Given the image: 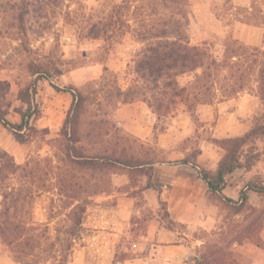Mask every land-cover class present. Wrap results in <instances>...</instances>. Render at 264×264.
Segmentation results:
<instances>
[{"label":"rangeland","instance_id":"obj_1","mask_svg":"<svg viewBox=\"0 0 264 264\" xmlns=\"http://www.w3.org/2000/svg\"><path fill=\"white\" fill-rule=\"evenodd\" d=\"M23 2L0 0V111L20 127L0 124V211L5 221L20 226L21 240L32 247L16 256L0 242V256L7 255L10 264H50L49 257H63L64 264H123L135 256L131 246L141 240L147 220L172 225L165 205H150L146 211L145 205H118L114 198L115 183H144L136 169L128 174L100 160L111 152L118 157L121 147L132 151L124 160L136 165L145 159V148L139 150L115 128L121 92L127 87L125 100L145 98L158 112V101L172 94L167 83L186 99L195 94L196 83H213L176 78L201 66L205 75L215 73L227 95L241 86L260 93L264 0H183L176 8L168 3L146 11L138 8L143 0H27L21 29ZM114 10L123 15L124 25L105 41L100 25ZM160 22L166 31L163 41L199 45V53L197 65L172 70L169 81L163 78L155 85L139 64L148 48L159 43L142 41L137 34L147 30L150 39ZM35 65L41 77L34 74ZM44 87L48 91L42 93ZM63 89L79 93L76 114L71 107L62 116L55 114L65 102L55 100H64V93H58ZM43 116L57 119V126L38 124ZM253 119L264 122V101Z\"/></svg>","mask_w":264,"mask_h":264},{"label":"crops","instance_id":"obj_2","mask_svg":"<svg viewBox=\"0 0 264 264\" xmlns=\"http://www.w3.org/2000/svg\"><path fill=\"white\" fill-rule=\"evenodd\" d=\"M183 44L199 50V45ZM215 76L214 72L205 75L202 68L179 74L176 78L212 79L213 83H196L191 99L164 97L158 101V112L145 98L125 100L127 87L121 92L114 112L115 128L128 135L139 150L145 148V159L134 167L116 165L128 174L136 169L144 183H115L112 189L118 194L114 198L118 205H145L146 211L150 205H165L172 225L147 220L141 240L131 246L135 256L123 264H187L213 245L222 247L236 264H264V137L245 146V151L251 150L250 166L228 174L220 193L211 192L199 175L203 170L214 176L231 141L260 125L253 119L262 107L259 92L241 86L227 95ZM47 91L46 87L41 90ZM58 93H64V100L51 97L65 101L54 110L60 116L70 109L72 96ZM48 117L38 119V124L44 121V128L57 126V119ZM119 142L115 137L116 147ZM115 153L130 160L132 151L121 147ZM0 264H10V258L1 255Z\"/></svg>","mask_w":264,"mask_h":264},{"label":"trees","instance_id":"obj_3","mask_svg":"<svg viewBox=\"0 0 264 264\" xmlns=\"http://www.w3.org/2000/svg\"><path fill=\"white\" fill-rule=\"evenodd\" d=\"M27 0L23 2V9H21V15L18 19L20 28L23 29L24 25V16L27 11ZM129 1V0H125ZM144 2L138 7L140 11L149 10L151 7L154 9L158 7L160 9L165 8L168 3L173 5V8L180 6V3L183 0H143ZM146 9V10H145ZM122 16L119 11L111 12L110 18L108 21H105L101 26L100 32L105 34V41H109L111 36L118 34L123 28L124 21L122 20ZM141 22V21H140ZM143 21L141 22V28L145 27L143 25ZM145 24V23H144ZM159 23L158 29H156V33L150 35V39L148 37V31H143L138 33V37L142 41L153 40L149 43H159L156 47H149L146 51V55L140 61L139 70L144 71V76H148L147 78L153 79V83L158 85L160 80L166 78L169 81L172 75L169 74L170 71L176 70L178 68L184 69L188 65H197L198 64V50L195 48H189L185 44H182L179 39H175L172 43L167 44L169 42L163 41L166 38V31H164L162 25ZM148 43V42H147ZM164 43V44H161ZM33 72L38 77H41L43 74L42 69L38 67V65L31 66ZM142 68V69H141ZM197 68H201V66H195V68L191 69L189 72L196 71ZM262 78L260 82H263L264 70L261 74ZM174 86V85H173ZM171 88V85L167 83L164 87L166 89H170L172 91L171 95H178L176 88ZM177 86V85H176ZM36 91V83L32 84L31 92L35 93ZM64 92L70 93L72 96V105L71 111L76 114L78 109V102L81 99L79 93L75 90L63 89ZM261 101H264V90H261L260 93ZM22 123H26V116L22 115ZM0 124L7 129L10 130H18L19 126L12 125L5 119V114L0 111ZM71 126V122H70ZM264 137V122L259 126L252 129L249 133L244 135L243 137L231 141L230 148L226 153V156L218 163L217 172L214 176H210L205 173L203 170H199V175L202 180L206 183L209 190L211 192L220 193L225 184V177L232 173L236 169L248 168L250 166V162L252 159L251 150L245 151V146L249 145V143L253 142L257 139H262ZM113 153V152H111ZM107 154L104 157H101L100 160L107 161L109 163L120 164L123 166L134 167L135 165L132 162L120 159L119 157H114V154ZM89 162L90 159H88ZM89 164V163H88ZM231 202V201H228ZM82 207H78L77 209H81ZM2 217V218H1ZM167 217V213H166ZM168 219V217H167ZM80 219L77 220L76 226H80ZM20 226L18 224H14L12 222H7L3 219L2 212L0 211V242L4 243L13 254L16 256H21L23 251L27 248L32 247V244L29 241L23 242L19 236ZM19 233V234H18ZM19 258V257H18ZM52 260L50 264H64L65 258L63 257H49ZM47 262V261H45ZM187 264H236L231 257H229V253H227L222 247L213 245L208 248L205 253L201 254L199 258H194L193 262H188Z\"/></svg>","mask_w":264,"mask_h":264}]
</instances>
